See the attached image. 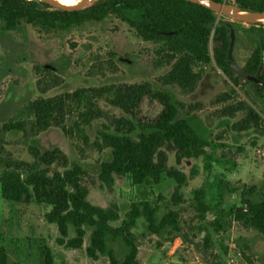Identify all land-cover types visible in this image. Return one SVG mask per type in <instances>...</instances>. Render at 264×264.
Here are the masks:
<instances>
[{"label": "trees", "instance_id": "obj_1", "mask_svg": "<svg viewBox=\"0 0 264 264\" xmlns=\"http://www.w3.org/2000/svg\"><path fill=\"white\" fill-rule=\"evenodd\" d=\"M214 1L235 3L244 11L264 12V0ZM110 16L128 24L145 41L161 46L171 64L170 71L162 78L164 85L192 92L202 78L201 67L214 62L234 85L244 80L257 97H264V74L259 77L264 50L263 23L249 25L246 29L253 51L245 65L239 67L234 54L231 60L228 51L230 28H234L238 39V26L242 24L189 1L97 0L86 10L64 11L39 0H0L1 30L4 32L20 31L24 25L46 33L66 32L88 22H102ZM211 40L214 44L212 51ZM41 70L52 74L49 69ZM255 77L263 84L253 81ZM59 81L53 76L49 80L39 79L37 88L45 93ZM146 99L162 107L155 117L142 115ZM101 100L131 118L109 114L100 107ZM182 107L170 91L154 89L148 83L79 88L53 97L37 98L26 107L33 117L31 131L35 135L53 127L59 128L67 137L79 136L85 144L100 152L109 150L110 157L100 164L95 175H90L79 163L70 162L59 148L41 152L36 147H30L34 161L26 162L9 155L2 157L3 148L0 145V163L3 165L0 172L1 197L15 204L34 201L49 206L44 219L56 226L58 246L74 251L84 249L91 261L107 257L110 264H140L139 247L133 232L138 219L144 217L151 235L160 236L167 228L180 232L178 210L170 209L157 219V206L140 201L132 203L123 218L114 200L101 207L92 204L88 197L93 189L112 196L115 176L125 177L134 185H142L147 180L157 185L166 175L176 184L171 196L173 206L182 204V189L187 186L189 177L196 176L198 172L192 167L188 176L181 170V165L204 158L208 170L211 156L207 149L212 147L186 119L179 118ZM230 110L243 112L246 116L244 122L254 123L259 128L260 116L246 102H239ZM70 119L72 122L68 124ZM102 119L107 122L102 125L95 141L90 142L87 128ZM24 126V123L9 122L2 130H22ZM217 147L215 145V149ZM169 153L174 154V167L169 166ZM255 193L256 189L251 187L243 191L237 208L224 210L217 206L211 222L214 231L225 232L224 224L236 221L264 236V198L254 201ZM194 199L198 217L204 220L211 207L205 203L202 188L195 190ZM109 238L113 241L121 239L128 248L121 260L109 248ZM183 239L186 241L187 237ZM213 245L212 239L206 235L203 246L210 256L206 264H223L220 255L212 252ZM5 251L0 247L1 264H7ZM43 255L47 264H53L52 251L47 246L43 247Z\"/></svg>", "mask_w": 264, "mask_h": 264}, {"label": "rangeland", "instance_id": "obj_2", "mask_svg": "<svg viewBox=\"0 0 264 264\" xmlns=\"http://www.w3.org/2000/svg\"><path fill=\"white\" fill-rule=\"evenodd\" d=\"M241 24L238 26V39L237 36L235 39V43L238 40L237 46L234 45L233 49L239 67L245 65L253 51L246 31L249 25ZM1 25L0 21L2 157L9 155L17 160L33 162L30 147L41 152L59 148L70 162L79 163L88 174L95 175L100 164L109 159L110 151L100 152L85 144L79 136L69 138L55 127L35 135L31 131L33 117L26 108L30 102L79 88L119 84L148 83L154 89L170 91L183 105L179 118L186 119L201 137L211 143L212 147L207 149L211 156L209 169L206 170L204 158L181 165V170L188 176L192 167L198 173L189 177L187 186L182 189L184 201L177 207L171 201L176 184L166 175L157 185L151 180L134 185L125 177L115 176L112 196L93 189L88 200L101 207L114 200L123 218L131 204L140 201L157 206V219L170 209L178 210L180 232L167 228L160 236L151 235L144 217L138 219L133 232L139 247L140 264H206L210 257L203 246L206 235L213 241L212 252L220 255L223 264H227L229 257L237 251L242 252V264H264V236L260 233L243 222L225 223V232L222 233L215 232L211 226L217 206L224 210L239 207L241 193L250 187L256 189L254 201L264 198V156L258 152L264 148V126L260 122L256 128L254 123L244 122L246 116L243 112L230 110L231 106L246 102L260 116L264 114V97H257L244 80L234 85L214 62L201 67L202 78L192 92L164 85L162 78L170 71L171 64L161 46L145 41L128 24L113 16L66 32L46 33L27 25L17 32H4ZM213 46L211 40V51ZM45 65L55 68L49 69L52 74L41 70ZM52 76L59 78V84L42 93L37 88V81L49 80ZM99 105L109 114L131 118L104 100ZM161 109L160 104L146 99L142 115L155 117ZM9 122L24 123V129L3 131V126ZM71 122V119L67 121L68 124ZM106 122L105 119L98 120L87 128L90 142L95 141ZM238 124H241L238 126L240 129H235ZM215 145L218 146L216 149ZM168 156L169 166L174 167V154L169 153ZM199 188L204 190L205 203L211 207L204 220L199 219L195 210V190ZM49 209V206L34 201L7 202L1 197L0 190V247L6 250L7 264H47L44 246L52 251L53 264H110L107 257L91 261L84 249L74 251L58 246L56 226L44 219ZM185 236L186 241L183 239ZM108 246L120 260L128 251L121 239L113 241L109 238Z\"/></svg>", "mask_w": 264, "mask_h": 264}, {"label": "water", "instance_id": "obj_3", "mask_svg": "<svg viewBox=\"0 0 264 264\" xmlns=\"http://www.w3.org/2000/svg\"><path fill=\"white\" fill-rule=\"evenodd\" d=\"M53 8L64 10V11H80L86 10L92 7L97 0H79V3L76 5H65L57 0H39ZM200 6H203L217 15L224 16L230 19L232 22L243 23L247 25H257L258 23H263L262 19H264V12H251L244 11L235 3L228 2H218L214 0H185ZM230 44L228 55L231 60H233V49L235 45L236 34L233 27L230 28ZM44 68L55 70V68L51 65H45ZM264 74V50L262 54V64L261 70L259 72V77H262ZM253 81L263 84L259 81L258 77L252 78Z\"/></svg>", "mask_w": 264, "mask_h": 264}, {"label": "built area", "instance_id": "obj_4", "mask_svg": "<svg viewBox=\"0 0 264 264\" xmlns=\"http://www.w3.org/2000/svg\"><path fill=\"white\" fill-rule=\"evenodd\" d=\"M260 119H261L260 122L264 126V114L260 115ZM258 152L260 153V155L264 156V148L259 149ZM242 262H243L242 252L237 251L229 257L227 264H242Z\"/></svg>", "mask_w": 264, "mask_h": 264}, {"label": "bare ground", "instance_id": "obj_5", "mask_svg": "<svg viewBox=\"0 0 264 264\" xmlns=\"http://www.w3.org/2000/svg\"><path fill=\"white\" fill-rule=\"evenodd\" d=\"M59 2H61L62 4L65 5H76L79 3V0H57ZM263 23H264V19H262Z\"/></svg>", "mask_w": 264, "mask_h": 264}]
</instances>
